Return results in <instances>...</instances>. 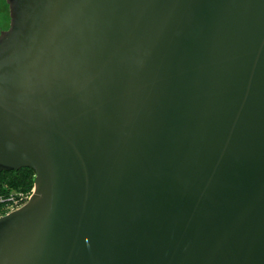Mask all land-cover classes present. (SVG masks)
<instances>
[{"label":"water","instance_id":"water-1","mask_svg":"<svg viewBox=\"0 0 264 264\" xmlns=\"http://www.w3.org/2000/svg\"><path fill=\"white\" fill-rule=\"evenodd\" d=\"M0 264H264V0H6Z\"/></svg>","mask_w":264,"mask_h":264},{"label":"trees","instance_id":"trees-1","mask_svg":"<svg viewBox=\"0 0 264 264\" xmlns=\"http://www.w3.org/2000/svg\"><path fill=\"white\" fill-rule=\"evenodd\" d=\"M35 177L30 169L0 172V217L27 203L34 191Z\"/></svg>","mask_w":264,"mask_h":264},{"label":"rangeland","instance_id":"rangeland-1","mask_svg":"<svg viewBox=\"0 0 264 264\" xmlns=\"http://www.w3.org/2000/svg\"><path fill=\"white\" fill-rule=\"evenodd\" d=\"M10 10L6 0H0V34L10 28Z\"/></svg>","mask_w":264,"mask_h":264}]
</instances>
